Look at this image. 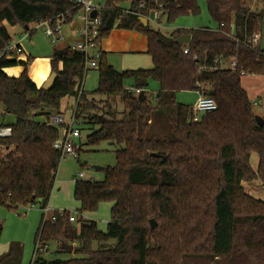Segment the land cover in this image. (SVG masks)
Returning a JSON list of instances; mask_svg holds the SVG:
<instances>
[{
  "label": "trees",
  "instance_id": "obj_1",
  "mask_svg": "<svg viewBox=\"0 0 264 264\" xmlns=\"http://www.w3.org/2000/svg\"><path fill=\"white\" fill-rule=\"evenodd\" d=\"M155 1L146 0L140 12L148 15ZM159 1L169 23L201 12L200 0ZM204 1L217 27L224 24L222 31L177 28L165 35L150 23L144 25L137 14L103 10L97 42L99 83L94 92L107 97V106L111 98L120 97L125 108L120 119L111 108L92 113L95 103L85 92L78 99L89 71L82 52L68 45L54 49L51 66L57 77L50 89L38 87L30 78V59L3 54L13 42L6 24L55 25L61 16L69 23L79 12L73 0H0V105L4 114L15 117L7 126L10 133L0 135V205L18 210L40 204L43 211L48 206L63 159L54 148L59 128L48 120L60 113L67 96L78 99L81 131L84 124L92 131L88 144L106 141L120 147L115 150L116 164L101 168L102 180L80 179L74 188L80 213L96 210L104 201L113 203L107 230L84 218L72 223L67 210L63 216L53 214L57 220L43 213L33 264H264V200L252 196L243 184L259 180L264 186V124L256 120L255 104L242 86L241 74H264V48L245 41L263 30L264 10H252L248 0ZM132 2L136 7L141 1ZM232 23L235 37L228 34ZM115 28L147 36L151 68L118 71L109 63L101 42ZM187 33L191 42L180 44L178 38ZM221 57H235L237 70L201 69ZM16 65L25 68L20 76L4 71ZM152 80L158 83L155 105L147 94ZM181 91L208 95L217 109L195 122L193 106L177 99ZM27 131L31 133L25 139ZM254 153L259 158L257 169L251 163ZM1 232L0 223V237ZM111 239L116 240L114 245ZM55 241L75 244L73 252L82 257L45 259L44 251ZM22 260L19 242L11 243L0 256V264H22Z\"/></svg>",
  "mask_w": 264,
  "mask_h": 264
},
{
  "label": "rangeland",
  "instance_id": "obj_2",
  "mask_svg": "<svg viewBox=\"0 0 264 264\" xmlns=\"http://www.w3.org/2000/svg\"><path fill=\"white\" fill-rule=\"evenodd\" d=\"M126 6L128 4H125ZM248 5L252 10L256 12H261L264 10V1L262 0H248ZM199 6L201 12L197 15L189 14L181 16L176 19L175 22L169 23L166 16H162L159 19L161 23H153L151 21V27L156 30H161L165 35H170L173 30L177 28L182 29H197L201 27H217L216 23L211 19L206 2L204 0L199 1ZM78 23L79 20L75 18L72 22L66 23L63 26V31L65 33V39L61 41H52L46 35V25L44 23H32L30 24V30L35 32L32 36L27 37L26 40L22 42V46L25 50V54H30L31 61L28 64V74L29 66L32 60L37 58H43L50 56L52 58L54 49L56 47H62L65 44H74L75 38L71 35L72 29L75 26L73 23ZM10 34L14 41L21 39L26 34V29L21 25H10L6 24ZM29 34V32H28ZM261 46L264 48V27L262 30V40ZM22 55V54H21ZM18 57V59H21ZM145 59L140 60L138 66H143L137 69H148L151 67L147 66ZM152 59L149 58L148 66L150 65ZM50 69L52 72V66L50 61ZM32 69L30 68V73ZM51 74V73H50ZM99 83V73L97 68H90L84 83V90L86 95L91 101L95 103V109L92 113L100 112L106 113L109 109H114L117 113V117L122 119L125 116V108L119 96L111 98V106L105 104L106 96L95 93V89L98 87ZM242 84L244 88L247 89L249 97L254 100L260 97L263 98L264 103V74H246L242 76ZM158 89V83L154 80L150 82V86L147 89V94L151 99V102L156 104V91ZM200 94L196 91H181L177 93V99L180 103L188 104L194 106L197 103ZM72 102L73 107L76 104L75 98H68L63 101V107L67 106L68 101ZM74 109V108H73ZM72 109V110H73ZM102 109V110H101ZM101 110V111H100ZM254 110L257 115L260 113L264 114V106L262 110L261 106L255 105ZM14 116L3 117V107L0 105V127L4 130L1 124H7L12 122ZM68 117V116H67ZM264 117V116H262ZM91 129L88 124H84L82 127L83 136V153L80 154L79 158H74L72 156L63 157L59 171L56 175L55 185L53 194L49 203L50 211L44 212L40 204H34L27 207L21 206L18 210L9 209L5 206L0 205V223L2 224V232L0 237V256L8 251L11 243L19 242L23 246V260L22 264H33L32 260L34 257L35 250V236L37 229L40 225L42 214L45 213L49 218L53 214L61 213L67 210L73 214L80 213V202L75 198L74 188L75 180L74 176L77 172H83V180H102L104 178V173L101 168H106L108 166H114L116 164V154L115 150L120 148L115 144L110 142H102L99 145H91L87 143V136L91 133ZM258 155L254 153L251 157V163L253 168L257 169L258 166ZM245 189L255 198L264 200V186L259 180L252 182H243ZM112 202L104 201L101 202L96 210L84 211L82 213L85 220L96 221L98 227L102 231L107 230V225L111 220V209ZM81 215V213H80ZM111 245L116 243L115 239L109 241ZM61 245L58 242H51L48 248L43 253V257L47 260L55 259H70L73 257H82L77 255L73 251L62 250ZM98 244L94 245L96 249Z\"/></svg>",
  "mask_w": 264,
  "mask_h": 264
},
{
  "label": "built area",
  "instance_id": "obj_3",
  "mask_svg": "<svg viewBox=\"0 0 264 264\" xmlns=\"http://www.w3.org/2000/svg\"><path fill=\"white\" fill-rule=\"evenodd\" d=\"M138 6H134L132 0L122 3H110L109 0H73L76 7L79 8V12L72 17V19H79L82 22V27L76 29V33L80 36V39L71 45L72 49L82 52L85 55V66L86 68H97L98 63L97 59L99 57V46L97 45L99 39V29L102 23V12L107 8L117 9L122 15L126 14H137L140 17H146L151 23H159V19L162 16H166L164 11V4L156 0L154 2V7L150 10L148 15H145L140 12V9H145L147 6L146 0H140ZM125 4H128L127 6ZM96 11L95 16L92 13ZM46 25V35L52 39V41H61L64 40V31L63 26L65 24V17L61 16L58 18L55 25H52L49 21L43 22ZM224 24L222 23L219 27L212 28L213 30H220ZM236 25L232 23L229 28L228 34L231 37H235ZM262 40V30L254 33L251 37L246 38V42L251 44L253 48H259L261 46ZM185 53H188V49L184 50ZM24 50L21 47L20 43L8 45L3 54L7 55L9 58L20 57L23 54ZM237 59L235 57L230 58H217L214 61V65L210 67L202 66L201 69H225L236 71L237 70ZM242 75H246L245 71L241 72ZM129 90H133L131 87H127ZM137 93L140 92L139 89L135 90ZM84 94L83 81L78 90V99ZM78 99H76L75 108L72 111L70 116H66L62 113H54L48 120V124L54 125L59 128L60 136L55 140L54 148L61 152L62 157L72 156L74 158L80 157V149L82 147V131H81V119L77 118L76 111L78 106ZM255 105H260L261 101L254 100ZM217 109L216 101L203 93H200V97L197 100V103L192 107L193 110V121H200L201 116L207 112H212ZM84 178L83 172H78L75 180H80ZM50 211L47 206L44 209V212ZM64 215V211L60 213ZM53 220H57L55 215H52ZM79 218H83L81 213L73 214L70 213L69 220L72 223H76Z\"/></svg>",
  "mask_w": 264,
  "mask_h": 264
},
{
  "label": "crops",
  "instance_id": "obj_4",
  "mask_svg": "<svg viewBox=\"0 0 264 264\" xmlns=\"http://www.w3.org/2000/svg\"><path fill=\"white\" fill-rule=\"evenodd\" d=\"M141 18H143V17H140V19ZM73 20H75V19H73ZM147 21H148V19H147ZM149 23L150 22L148 21V24ZM73 24L75 26L72 29L71 35L74 36L75 42H77L80 39V36L75 31H76V29H79L82 27V22H81V20H79L78 23L75 22ZM25 29L27 30L26 34L21 39H19L17 41L13 40V42H12L13 44L20 43L22 48H23L22 42L24 40H26L27 37L32 36L30 28L28 27ZM28 32H29V34H28ZM28 35H30V36H28ZM64 39H65V33H64ZM66 45L71 46L70 44H65L64 46H66ZM101 49L106 53L109 63L118 71H124L127 69L142 68L143 66H138V65H140L139 62L142 59H145L144 61L147 65L145 67H152L153 66V61L152 62L150 61L151 66H148L149 58L152 59L150 54L147 53L148 38L144 33L137 31V30L125 29V28L113 29L112 32L110 33V35L102 40ZM23 50H24V48H23ZM29 59L31 61L30 54H28V53L25 54V50H24L23 54L21 55V60L27 61ZM50 61H51L50 56H46L43 58H37V59L32 60V63L29 66V76L36 83V85L38 87H42L43 84L45 83L46 79L50 76V73H52L51 69H50ZM30 68L32 69L31 73H30ZM24 69L25 68L22 65H16V66L7 67L4 69V71L9 76L18 77L24 72ZM86 76H87V74H86ZM86 76H85L84 81H83V88H84ZM242 86L244 88L243 84H242ZM245 90H247V89H245ZM84 92H85V90H84ZM68 98H71V97L67 96V97L63 98L62 104H63V101H65ZM72 98H74V97H72ZM254 100H258V99H254ZM254 100H252V101H254ZM259 101H261L262 110H263V106H264L263 98L260 97ZM62 104H61L60 113L66 115V116H70L72 111L74 110L73 108H75V105L73 107V104H72V102H70V100L68 101L67 106L63 107ZM261 104L258 106H261ZM6 116H11V115L10 114H4V110H3V117L5 118ZM260 116H264V114L260 113ZM12 118H14V119H12V122L7 123V124H5V123L1 124L4 130H1V127H0V135H8L10 133L11 128H9L7 126L12 125L15 122V117H12ZM83 141L84 140L82 139V143H83ZM77 173L74 176V180L76 179ZM90 180H94V179L92 178ZM76 181L77 180H75V182ZM48 207H49V204H48ZM73 245L75 248V244H73Z\"/></svg>",
  "mask_w": 264,
  "mask_h": 264
},
{
  "label": "water",
  "instance_id": "obj_5",
  "mask_svg": "<svg viewBox=\"0 0 264 264\" xmlns=\"http://www.w3.org/2000/svg\"><path fill=\"white\" fill-rule=\"evenodd\" d=\"M96 14H97L96 11H94L92 13L93 16H95ZM141 21H142V23L144 25H148L147 18L143 17V18H141ZM177 41L180 44L190 43L191 42V34H189V33L184 34V35L180 36ZM56 77H57V73L56 72H52L50 74V76L46 79V81L43 84L42 88H44V89H50L52 87V85H53ZM256 120L258 121L259 124H264V117H262L260 115H256ZM30 133H31L30 131H27L26 132L25 139L28 138V136L30 135ZM154 155H156V156H165V154H158V153H154ZM150 222H151V226L152 227H155L156 226L155 219H151ZM61 246H62V248L64 250H68V251H73L74 250V245L73 244H68V243L62 242L61 243Z\"/></svg>",
  "mask_w": 264,
  "mask_h": 264
}]
</instances>
